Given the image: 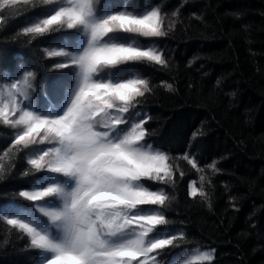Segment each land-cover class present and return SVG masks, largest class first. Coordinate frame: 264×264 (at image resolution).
I'll use <instances>...</instances> for the list:
<instances>
[{
	"label": "snow or ice",
	"instance_id": "obj_1",
	"mask_svg": "<svg viewBox=\"0 0 264 264\" xmlns=\"http://www.w3.org/2000/svg\"><path fill=\"white\" fill-rule=\"evenodd\" d=\"M21 5L38 14L13 40L0 39V56L7 60L4 46L21 37L28 38L30 48L39 38L55 36L41 51L45 58H58L48 68L58 75L44 88L38 82L42 66L18 67L15 55L0 72V125L12 130L11 137L0 133V139H11L0 151V183L12 175L21 154L27 165L21 176L33 178L29 187L13 193V202L0 204V223L9 235L27 237L25 250L36 253L33 264H213L215 248L181 245L188 241L166 216L168 193L145 183H175L172 158L147 140L151 116L137 110L139 98L151 91L150 81L129 67L167 66L155 43L139 39L168 35L162 5L0 0V37L20 18L6 14ZM172 16L178 18L179 9ZM182 158L204 171L187 153ZM217 163L207 167L218 172ZM188 195L207 197L195 181L189 182ZM169 249L176 251L161 260Z\"/></svg>",
	"mask_w": 264,
	"mask_h": 264
},
{
	"label": "trees",
	"instance_id": "obj_2",
	"mask_svg": "<svg viewBox=\"0 0 264 264\" xmlns=\"http://www.w3.org/2000/svg\"><path fill=\"white\" fill-rule=\"evenodd\" d=\"M137 2L141 8L162 5L166 14L167 36L139 39L155 43L167 66L129 67L150 81L151 91L137 105V110L151 116L145 125L152 133L147 140L168 153L176 169L174 185L145 183L168 193L165 213L174 222L172 227L185 232L188 243L181 241L183 247L215 248L213 264H264V0ZM177 9L178 18L172 16ZM37 14L23 5L18 11L10 9L6 15L20 18L0 39L13 40ZM194 14L203 20L194 19ZM171 24L175 27L169 29ZM27 39L4 46L7 60L15 55L18 67L41 65L38 82L47 88L48 79L58 75L48 68L59 60L45 58L41 49L51 46L55 36L39 38L30 48L25 47ZM7 60L0 56L4 61L0 72L8 70ZM194 132L202 134L193 138ZM0 133L11 137L12 130L0 125ZM10 143V138L0 139V151ZM185 153L204 171L184 160ZM213 161H218V172L207 167ZM25 168L21 154L12 175L0 183V204L13 202V193L30 186L33 178L21 176ZM190 181L202 187L207 197H190ZM27 246V237L16 231L9 235L8 226L0 223V264H33L36 253L26 251ZM174 251L167 250L160 259L168 260Z\"/></svg>",
	"mask_w": 264,
	"mask_h": 264
}]
</instances>
